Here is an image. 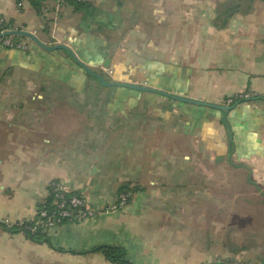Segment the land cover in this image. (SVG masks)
<instances>
[{
  "label": "crops",
  "instance_id": "crops-1",
  "mask_svg": "<svg viewBox=\"0 0 264 264\" xmlns=\"http://www.w3.org/2000/svg\"><path fill=\"white\" fill-rule=\"evenodd\" d=\"M243 1L0 0L39 42L0 48V264H264V0ZM53 179L129 199L30 236Z\"/></svg>",
  "mask_w": 264,
  "mask_h": 264
},
{
  "label": "built area",
  "instance_id": "built-area-1",
  "mask_svg": "<svg viewBox=\"0 0 264 264\" xmlns=\"http://www.w3.org/2000/svg\"><path fill=\"white\" fill-rule=\"evenodd\" d=\"M44 3L52 2L55 11L67 0H39ZM77 3L85 0H72ZM14 30L8 26L7 21L0 16V48L25 49L26 44L17 35H5L6 32ZM110 72V71H109ZM249 93H243L227 99L228 103L250 99ZM46 198L40 203L32 220L23 221L19 225L24 231L33 235L37 232H48L66 223H80L102 213H112L124 208L128 202L129 194L121 191L117 200L106 205L103 209H95L89 205L86 197L58 180H51L47 184ZM202 264H247L237 260H214Z\"/></svg>",
  "mask_w": 264,
  "mask_h": 264
},
{
  "label": "trees",
  "instance_id": "trees-1",
  "mask_svg": "<svg viewBox=\"0 0 264 264\" xmlns=\"http://www.w3.org/2000/svg\"><path fill=\"white\" fill-rule=\"evenodd\" d=\"M35 1V0H34ZM39 1V0H36ZM68 2L71 3H76L72 0H67ZM36 7L37 9L39 8L38 2H36ZM8 26L11 27V25L8 23ZM4 225L0 223V227H3ZM21 227V226H20ZM19 227V228H20ZM41 232H37L33 235L29 234L30 236L38 235ZM47 240V239H46ZM94 250L102 252L106 258H108L110 261L115 262L116 264H125L128 263V261L124 257V252L121 248L119 247H114V246H99L95 248Z\"/></svg>",
  "mask_w": 264,
  "mask_h": 264
},
{
  "label": "water",
  "instance_id": "water-1",
  "mask_svg": "<svg viewBox=\"0 0 264 264\" xmlns=\"http://www.w3.org/2000/svg\"><path fill=\"white\" fill-rule=\"evenodd\" d=\"M5 35H19V36L28 37V38L32 39L33 41H35L37 44H39L38 40L31 33H28L26 31L12 30V31L6 32ZM84 68L86 70H88L86 67H84ZM96 77L99 80H102V77L97 76V75H96ZM194 102H196L197 104L205 105V106L216 107V105H213V104H210V103L208 104V103H202V102H198V101H194Z\"/></svg>",
  "mask_w": 264,
  "mask_h": 264
},
{
  "label": "rangeland",
  "instance_id": "rangeland-1",
  "mask_svg": "<svg viewBox=\"0 0 264 264\" xmlns=\"http://www.w3.org/2000/svg\"><path fill=\"white\" fill-rule=\"evenodd\" d=\"M247 2H248V0H244L242 3H245L247 5ZM257 9H264V5L262 4V7L257 8Z\"/></svg>",
  "mask_w": 264,
  "mask_h": 264
}]
</instances>
